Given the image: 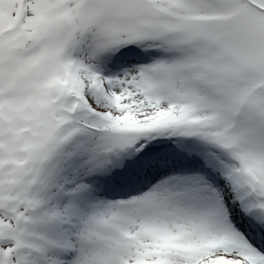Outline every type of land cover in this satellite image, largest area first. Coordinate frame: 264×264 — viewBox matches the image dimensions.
Returning a JSON list of instances; mask_svg holds the SVG:
<instances>
[{
	"label": "snow or ice",
	"instance_id": "snow-or-ice-1",
	"mask_svg": "<svg viewBox=\"0 0 264 264\" xmlns=\"http://www.w3.org/2000/svg\"><path fill=\"white\" fill-rule=\"evenodd\" d=\"M0 264H264V0H0Z\"/></svg>",
	"mask_w": 264,
	"mask_h": 264
}]
</instances>
